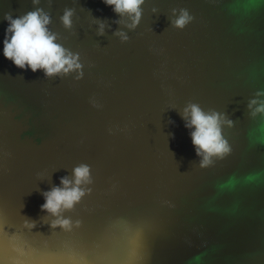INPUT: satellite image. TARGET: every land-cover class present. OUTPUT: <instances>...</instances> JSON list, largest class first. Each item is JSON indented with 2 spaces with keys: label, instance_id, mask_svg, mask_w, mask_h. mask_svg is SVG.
Here are the masks:
<instances>
[{
  "label": "water",
  "instance_id": "95a60500",
  "mask_svg": "<svg viewBox=\"0 0 264 264\" xmlns=\"http://www.w3.org/2000/svg\"><path fill=\"white\" fill-rule=\"evenodd\" d=\"M35 7L79 53L81 79L4 57L5 14ZM142 7L121 42L103 0H0V264H264V115L247 107L264 92V0ZM173 8L191 17L183 29ZM93 18H107L105 35ZM189 101L233 122L222 125L230 151L208 167L178 114ZM81 162L92 191L64 213L80 223L52 228L41 193Z\"/></svg>",
  "mask_w": 264,
  "mask_h": 264
},
{
  "label": "clouds",
  "instance_id": "9594fccd",
  "mask_svg": "<svg viewBox=\"0 0 264 264\" xmlns=\"http://www.w3.org/2000/svg\"><path fill=\"white\" fill-rule=\"evenodd\" d=\"M105 5L111 6L120 19L113 23L122 25V28L112 32V36L118 37L121 42L129 39L127 30H134L142 18L145 0H103ZM41 0H32L33 5H39ZM51 7L52 0H47ZM155 7L153 13H157ZM75 8L65 7L59 20L66 30L73 28V16ZM4 19L8 22L5 29L3 41V55L6 59L20 69H30L32 72L43 70L46 78L66 77L75 73L73 79L79 80L83 77V65L79 53L73 52L57 42L60 34L50 30L52 23L51 15L42 7L21 16L13 18L5 14ZM191 17L183 8L171 9L169 21L171 26L183 29ZM96 27V35H105L106 27H110L107 18H93ZM264 92H257L248 101L247 107L251 110L250 115H264ZM94 106L100 105L92 102ZM184 121V126L190 131V137L197 157H200L199 166L208 167L213 164V157L222 158L230 151L229 144L222 132V125L232 126L233 122L226 119L224 113L215 109L205 111L196 103L189 101L178 113ZM169 123H174L171 119ZM111 131V129H109ZM60 185H53L50 190L43 191L41 195L44 203L40 205L42 211L54 217L51 220L52 228L60 227L70 230L73 225H79L80 221H73L65 217V212L72 211L81 202L82 198L90 194L93 184L91 166L87 163H79L74 166L70 175L59 178ZM34 226V224L32 225Z\"/></svg>",
  "mask_w": 264,
  "mask_h": 264
}]
</instances>
